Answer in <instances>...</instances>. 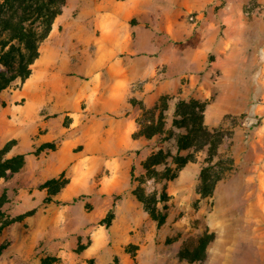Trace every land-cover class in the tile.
Listing matches in <instances>:
<instances>
[{"label":"rangeland","instance_id":"374dc122","mask_svg":"<svg viewBox=\"0 0 264 264\" xmlns=\"http://www.w3.org/2000/svg\"><path fill=\"white\" fill-rule=\"evenodd\" d=\"M123 1L66 0L31 75L0 91V148L12 142L8 155H25L24 167L0 180L3 210L17 219L0 234V264H264V0H131L134 16L128 20L119 12ZM139 1L146 5L140 12ZM100 2L118 17L107 11L101 21L96 14L81 15L82 8ZM152 3L170 13L193 6L182 17L195 31L203 21L200 32L208 38L210 31L214 35L209 22L217 21L219 40L231 37L242 47L226 53L223 42L221 53L209 55L199 72L183 76L178 92L169 97L166 130L175 103L184 97L204 103L205 123L227 133L212 161L224 162L225 176L209 195L199 191L207 150L175 178L156 179L143 163L161 149L177 154L170 133L140 137L138 148L128 154H97L92 135L84 131L124 115L138 120L148 109L144 101L153 76L136 81L133 91L113 90V68L125 63L124 52L132 44L115 43L108 35L114 33V19L148 24L146 8ZM125 23L115 24L121 38L132 28ZM139 38L138 49L147 52L146 37ZM231 58L241 60L240 66ZM122 93L130 94L126 102ZM12 112L18 117L12 127L20 135L5 140L10 133L1 120ZM39 121L48 126L38 130ZM156 170L162 174L167 166ZM49 180L56 183L44 187ZM135 192L155 199L163 224ZM210 235L204 259L182 257L193 256L200 238Z\"/></svg>","mask_w":264,"mask_h":264},{"label":"trees","instance_id":"16d2710c","mask_svg":"<svg viewBox=\"0 0 264 264\" xmlns=\"http://www.w3.org/2000/svg\"><path fill=\"white\" fill-rule=\"evenodd\" d=\"M65 4L66 0H0V91L11 86L16 80L24 81L31 75L32 67L40 56V46L50 35L53 24L61 15ZM168 100L169 97L164 96L153 108H143V113L137 120L139 130L134 133V138L145 136L151 139L157 134L170 133L168 139L174 137L177 154L161 149L151 154L143 166L151 177L173 179L187 163L196 160L197 153L207 150L209 158L201 171L199 191L202 195H209L217 182L225 176L224 162L212 161L227 133L221 128H211L205 123V104L195 99H178L171 127L166 130ZM173 130L178 131L174 136ZM45 146L53 147L51 144ZM11 148L12 142L0 148V180L11 177L24 167L25 155L9 156ZM182 151H189V154L183 156L180 154ZM161 164L167 166V171L162 174L156 170ZM170 164H176V168L173 170ZM54 183L56 180H49L44 187H50ZM135 194L159 225L163 224L165 217L163 214H157V208L153 205L155 199L147 200L142 194ZM161 200H165V195ZM4 204V199L0 198V234L17 220L9 217L3 210ZM109 224L110 222L107 223ZM211 240L212 235L200 238L195 254L190 256L182 253V257L191 261L204 259Z\"/></svg>","mask_w":264,"mask_h":264},{"label":"crops","instance_id":"0c3cea01","mask_svg":"<svg viewBox=\"0 0 264 264\" xmlns=\"http://www.w3.org/2000/svg\"><path fill=\"white\" fill-rule=\"evenodd\" d=\"M106 1V0H101ZM131 0H124L123 4H118L120 6V11L124 12L127 20L134 16L132 14V9L129 4ZM214 0H211L213 2ZM109 8L104 10L102 7ZM112 6H107L105 2L98 3L97 7H84L81 10V15L84 16L86 13L96 14L99 20L103 14L107 11V14L111 17H118L116 11L111 8ZM138 12L146 5L139 1L137 6ZM188 9H194L193 6L176 7L173 9V13H170L169 8L166 9L162 4L152 3L147 11L150 12L149 18L150 22L148 24H130L127 20L114 19L112 24L114 28L113 35L109 33L111 39L115 43H125L132 44L131 47L125 53L126 59L123 64L119 61V66L114 69V83L112 84L114 91H133L135 89V82L139 79L145 78L146 75L153 76V81L149 83L151 87L147 91L151 92L147 98H145L144 104L148 109L153 108L164 96L170 97L178 92L181 86L182 77L186 74H192L199 72L201 69L205 68L207 65L209 55H217L221 53V44L225 43V52L233 54L234 52L240 50L242 47L234 45V41L231 37L221 38L219 40L216 33L217 21H210V30L213 28L214 35L211 34L207 38L206 33H201L200 29L202 27L203 21L196 29L193 24L189 23L186 19L182 17V14ZM200 10V8H197ZM134 13V12H133ZM109 16V17H110ZM160 17V20H157ZM97 18V19H98ZM110 19V18H109ZM172 19H177L178 21L172 22ZM121 21L127 22V25H132V28H128L127 32L123 34V37L115 32L118 30L119 23ZM91 22V20H90ZM110 27V25H109ZM146 28L145 31L142 28ZM141 36L146 37L150 46L144 49H138L137 43L142 42L139 38ZM250 50V48H249ZM120 52H113L114 57H120ZM147 53L149 55H143ZM155 55V57L152 54ZM231 63L234 66H240V61L231 58ZM123 64V66H121ZM165 69L163 77H158L157 73L159 70ZM156 76V77H154ZM130 97V94H121V98L126 102ZM181 98V97H180ZM184 99V97H183ZM177 103V102H176ZM176 103L172 111V117L175 112ZM169 104V100H168ZM171 117V119H172ZM17 114L12 112L11 116L4 115L2 120L9 128V133L6 134L5 140H11L12 138H17L20 135V130L17 129L16 125L13 124L17 122ZM48 126L47 122L39 121L38 130L44 129ZM12 128V129H11ZM139 130V124L136 117L133 118L131 115H124L120 119H115L105 124L97 122L91 128L84 127V131L92 135L94 139V149H97V154L111 153V154H124L131 152L132 148H138L139 142L136 139L143 141L145 136H140L134 138V133ZM22 131H24L22 129ZM1 134V133H0ZM147 139V138H146ZM149 139V138H148ZM124 140H127L125 143ZM129 180V177H128Z\"/></svg>","mask_w":264,"mask_h":264}]
</instances>
